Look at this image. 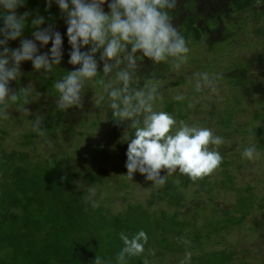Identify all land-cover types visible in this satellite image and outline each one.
I'll list each match as a JSON object with an SVG mask.
<instances>
[{"label":"rangeland","instance_id":"obj_1","mask_svg":"<svg viewBox=\"0 0 264 264\" xmlns=\"http://www.w3.org/2000/svg\"><path fill=\"white\" fill-rule=\"evenodd\" d=\"M36 1L45 3V0ZM233 1L178 0L177 8L170 10L173 23L180 32L179 23L187 15L195 18L200 30L199 41H186L190 51L187 61L179 69L173 66L174 58L154 65L138 54L141 67L136 80L143 86L151 78L162 97L155 101L154 107L164 110L177 94H183L185 99L181 102L185 105L180 106L181 112L185 113L183 119L175 116L177 110L173 107L172 114L177 121L211 128L224 140L219 146H209L218 148L222 155L220 167L204 177L203 185L194 182L182 189L183 200L178 205L181 217L202 233L199 242L193 243L187 235L184 239L193 243L191 248L181 254L164 251L161 255L153 254V264H181L186 253L199 256L213 249H233L237 253L235 260L244 264H264V0L260 6L256 5V0H251L241 10L233 8ZM56 15L53 20L58 30L66 33L59 9ZM25 37L31 38V32ZM18 44V40L9 42L11 47ZM50 47L51 43L41 51ZM63 48L61 65H54L52 73L37 72L30 61L22 62L23 74L10 86L19 91L29 85L32 92L27 105L22 101H7L8 118H0V129L5 133L1 147L18 148L25 132L34 133L35 150L30 153L40 154L44 159H58L64 171L75 173V189L85 191L86 197L104 201L113 212L122 211L127 204H144L150 193L149 182L140 173H135L133 179L126 174L125 151L118 144L127 147L122 141L127 124L117 125L113 120L103 85L96 79L88 82L83 109L74 107L61 111L56 108L54 100L59 93L53 85L73 68L67 62L70 46L66 35ZM204 72L214 79L215 91L203 82L201 90H196L197 74ZM101 78L108 79L102 73ZM46 79L51 85L43 88ZM24 107L30 112L25 113ZM55 113L61 117V130L45 136L34 130L37 114L44 119ZM126 131L131 133L130 129ZM251 145H255L260 154L254 160L242 155ZM97 170L105 173L98 175L96 183H91L87 177ZM225 175L229 176V181L224 179ZM238 191L250 197L249 203L241 207L245 210L244 217L235 226L219 231L216 221L228 214H241L240 209H235ZM161 207H164L163 202L156 201L149 209L156 211ZM188 229L192 231L190 227ZM204 233L207 237H203ZM189 263L190 260L185 261V264Z\"/></svg>","mask_w":264,"mask_h":264},{"label":"clouds","instance_id":"obj_2","mask_svg":"<svg viewBox=\"0 0 264 264\" xmlns=\"http://www.w3.org/2000/svg\"><path fill=\"white\" fill-rule=\"evenodd\" d=\"M53 3L58 6L66 33H61L52 19ZM260 4L261 0H256V5ZM177 6L178 0H45L44 11L49 13L45 16L38 9H29L27 0H0V118H8L7 101L29 104V85L19 91L10 86L22 76V62L30 61L37 72L52 73L54 65H61L66 35L70 46L67 62L73 68L53 85L59 93L54 100L56 108L83 109L88 82L96 79L103 85L113 120L117 125L127 124L122 141L127 143L125 167L129 179L139 172L153 185L163 187L177 171L193 182L211 175L220 167L223 157L218 148L209 146L223 144V138L211 128L177 121L172 113L156 109L155 101L162 98L157 85L151 78L143 86L136 80L141 67L138 54L154 65L174 58L173 66L177 69L187 61L190 49L169 14ZM28 27L31 38L25 37ZM17 40L18 46L9 45ZM49 43L51 47L41 51ZM101 73L108 79L101 78ZM197 76V91L201 90V82L216 90L215 81L207 72ZM174 99L182 101L185 97L177 94ZM23 111L30 112L27 107ZM42 123L43 117L37 114L34 130H39ZM242 155L254 160L260 154L251 145ZM120 239L123 247L116 259L118 264H127L128 258L144 254L149 237L141 229L131 236L121 232ZM182 242L188 243L186 239ZM149 254L154 251L150 249ZM190 259L191 253H186L185 261ZM94 264L105 261L96 255ZM143 264L149 261L145 258Z\"/></svg>","mask_w":264,"mask_h":264},{"label":"trees","instance_id":"obj_3","mask_svg":"<svg viewBox=\"0 0 264 264\" xmlns=\"http://www.w3.org/2000/svg\"><path fill=\"white\" fill-rule=\"evenodd\" d=\"M250 2L234 0L232 5L235 10H241ZM27 7L49 15L44 11L45 3L27 0ZM57 10L58 6L53 3L52 19L57 16ZM179 25L186 41L200 40V30L192 15L185 16ZM30 32L31 28H26L25 34ZM50 85L49 79L44 80L43 88ZM183 105L181 101L173 100L164 110L172 113L174 107L177 110L175 116L183 119L185 113L180 107ZM60 122L58 113L45 116L39 133L43 132L45 136L61 130ZM4 134L0 129V142ZM22 137L18 148L3 149L0 144V264H94L96 255L102 257L105 264H118L116 257L123 247L120 233L131 236L141 229L149 237L145 252L142 256L128 258L127 264H143L145 258L153 264L150 249H154V255H161L163 251L181 254L199 242L202 233L192 228L191 222L185 221L178 210L183 200L182 189L194 183L188 176L175 172L163 187L148 181L150 193L144 204H127L122 211L113 212L109 204L86 197L85 191L75 189V173L64 171L58 159H44L35 152L32 155L34 133L25 132ZM118 145L126 155L127 147ZM102 173L105 171L97 170L87 178L96 183ZM161 174L165 173L162 171ZM204 179L195 183L203 185ZM224 179L229 181V176L225 175ZM177 180L179 184L175 183ZM156 201H162L164 207L150 210ZM249 201L250 197L239 193L235 209H240L241 214H228L216 221L218 230L238 224L245 213L241 207ZM94 203L97 206L94 207ZM187 235L193 243L182 242ZM236 255L233 249H213L199 256L192 254L189 264H244L235 260Z\"/></svg>","mask_w":264,"mask_h":264}]
</instances>
